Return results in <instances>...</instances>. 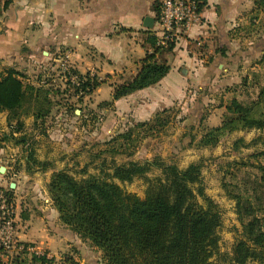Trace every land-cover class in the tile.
Instances as JSON below:
<instances>
[{
    "label": "rangeland",
    "instance_id": "374dc122",
    "mask_svg": "<svg viewBox=\"0 0 264 264\" xmlns=\"http://www.w3.org/2000/svg\"><path fill=\"white\" fill-rule=\"evenodd\" d=\"M58 59L50 61L52 64L47 61L38 63L43 70L40 72L41 82L29 76L27 66L20 69L0 63V72L15 68L24 76V82L43 83L51 94L50 113L42 119L23 114L20 116L23 122L20 133L11 132L15 125L9 126L7 111L0 112V144L8 152V147L18 149L15 156L2 162L5 167L12 166L17 173L6 181L2 190L16 208L19 244L25 243L27 250L47 253L48 257H54L57 261L67 255L80 264H107L99 249L55 219L52 212L55 207L48 191L51 174L54 170L65 168L80 178L87 174H106L114 164L158 158L164 164H174L180 169L190 164L199 165L204 193L215 203L221 216L218 251L210 261L211 264H231L232 248L242 231L240 220L241 217L243 220L246 218L245 214L240 213L241 210L250 205L255 215L264 219V128L225 132L216 145L204 146L199 144V140L211 127L209 121H204V126L196 127L187 107L175 102L164 108L161 117L166 122L163 126L150 123L156 126L149 130L147 124L140 123L154 121V116L149 120L137 121L131 112L127 113L112 101H99L95 95L96 89L77 97L72 88L67 89V79L59 68ZM67 60L73 66L70 58ZM92 72L100 80L99 76L102 75ZM122 77L120 74L118 78ZM242 95L245 94L239 97ZM249 99L253 98H244L245 101ZM197 109L195 115L203 107ZM125 133H128L129 139L120 137ZM20 136L24 138L22 142L16 139ZM239 138L242 141L237 142ZM28 150L32 151L30 159L26 158ZM11 153L13 155L14 151ZM83 169L85 172H82ZM0 173L4 174L5 171ZM162 177L160 170L152 167L130 181H114L127 192L144 198L152 193L153 179ZM10 183L16 186L11 188ZM41 205L48 206L44 224L39 223L35 237L21 239L23 237H19V232H24L26 228L23 215L29 216ZM30 227L27 225V229ZM41 228L45 230L42 233ZM21 244L10 252V257L20 250Z\"/></svg>",
    "mask_w": 264,
    "mask_h": 264
},
{
    "label": "crops",
    "instance_id": "0c3cea01",
    "mask_svg": "<svg viewBox=\"0 0 264 264\" xmlns=\"http://www.w3.org/2000/svg\"><path fill=\"white\" fill-rule=\"evenodd\" d=\"M204 2L200 21L180 28L173 49L164 53L167 74L116 100L112 85L131 80L151 51L145 38L147 30L156 37L155 24L151 28L143 24L146 16L154 19L152 0H12L0 16V63L27 66L29 76L36 78L43 71L38 63L52 64L54 58L68 54L80 73L93 70L102 75L95 91L99 101H112L137 121L149 120L177 102L187 107L196 127L206 120L209 126L217 125L229 99L255 98L254 92L257 95L264 85V62L259 61L264 54V5L256 0ZM199 107L203 109L196 116ZM8 149L0 144V166L18 153ZM5 169L0 173V192L17 175L12 166ZM37 208L23 215L26 228L19 232L23 240L35 237L37 226L45 222L48 206ZM52 212L58 219L56 209Z\"/></svg>",
    "mask_w": 264,
    "mask_h": 264
},
{
    "label": "trees",
    "instance_id": "16d2710c",
    "mask_svg": "<svg viewBox=\"0 0 264 264\" xmlns=\"http://www.w3.org/2000/svg\"><path fill=\"white\" fill-rule=\"evenodd\" d=\"M11 2L0 0V16ZM256 2L264 5V0ZM145 42L151 51L131 80L112 85V100L156 84L169 71L163 56L173 49L174 43L157 44L151 30H147ZM259 61L264 62V54ZM71 70L77 74L79 84L67 79V89L72 88L77 97L92 93L101 83L96 74H82L74 67ZM40 76L35 79L41 82ZM23 79L15 68L0 72V112L7 111L9 126L15 125L12 133L22 131L20 116L23 114L42 119L50 113L48 88L43 83ZM164 112L165 109L155 113L154 121L140 125L147 124L149 130L156 125L163 126ZM262 128L264 85L253 99H229L219 124L207 128L199 144L214 146L225 132ZM120 137L130 138L128 133ZM16 139L24 140L23 136ZM28 153L26 158L30 159L32 151ZM152 167L159 169L163 177L153 179L152 193L144 198L127 192L114 181H130ZM48 191L59 221L99 249L107 264H211L210 259L218 251L221 216L215 203L204 193L197 164L180 169L154 158L114 164L106 174H87L80 178L63 168L52 172ZM240 213L246 218L240 220L242 231L233 245L231 264H264V219L256 216L250 205ZM21 246L11 257L6 253L8 260L0 258V264H80L71 256L65 255L57 261L47 253L27 250L25 243Z\"/></svg>",
    "mask_w": 264,
    "mask_h": 264
},
{
    "label": "built area",
    "instance_id": "2783aa9c",
    "mask_svg": "<svg viewBox=\"0 0 264 264\" xmlns=\"http://www.w3.org/2000/svg\"><path fill=\"white\" fill-rule=\"evenodd\" d=\"M155 9L154 33L157 44L166 46L174 43L180 28L200 21L204 0H152ZM68 54L59 57L63 76L72 84L78 85V76L67 63ZM94 74V73H92ZM14 204L9 200L6 192H0V258L7 260L6 253H10L18 246L17 214ZM20 247V246H19Z\"/></svg>",
    "mask_w": 264,
    "mask_h": 264
},
{
    "label": "water",
    "instance_id": "95a60500",
    "mask_svg": "<svg viewBox=\"0 0 264 264\" xmlns=\"http://www.w3.org/2000/svg\"><path fill=\"white\" fill-rule=\"evenodd\" d=\"M154 22V19L151 17V16H146L145 19H144V26L146 28H151L152 27V24ZM6 169L4 166H0V172H4ZM15 186L14 183H11V188H13Z\"/></svg>",
    "mask_w": 264,
    "mask_h": 264
}]
</instances>
